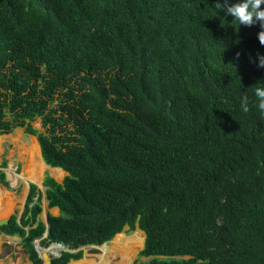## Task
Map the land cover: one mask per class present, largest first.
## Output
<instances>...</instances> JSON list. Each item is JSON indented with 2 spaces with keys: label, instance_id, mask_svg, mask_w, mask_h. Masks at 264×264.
<instances>
[{
  "label": "trees",
  "instance_id": "1",
  "mask_svg": "<svg viewBox=\"0 0 264 264\" xmlns=\"http://www.w3.org/2000/svg\"><path fill=\"white\" fill-rule=\"evenodd\" d=\"M216 3L0 0V135L24 128L67 173L45 177L48 226L35 184L0 226L31 264L36 240L69 264L127 227L145 233L133 264H264L261 28Z\"/></svg>",
  "mask_w": 264,
  "mask_h": 264
},
{
  "label": "crops",
  "instance_id": "2",
  "mask_svg": "<svg viewBox=\"0 0 264 264\" xmlns=\"http://www.w3.org/2000/svg\"><path fill=\"white\" fill-rule=\"evenodd\" d=\"M7 135H13V134L11 133V134H7ZM18 135H19L20 141L22 142L21 144H23V146L25 148L29 149V155L27 157L25 155H22L21 159L12 160V161L10 159H7L6 157H2V159L0 160V165L4 159L7 160V162H8L7 168H5L3 171L6 174V179L9 182V186H10V188H7L0 182V221H4V222L7 220L9 222V219L11 218V216L13 214H15V212L19 213L18 217L20 220L22 213H23V210H24V207H25V204H26L27 197H28L29 192H30V185L31 184H35L38 187L39 192L42 194V198L44 195V198L46 200V197H45L46 188L44 187L45 177L51 176L57 182L62 183L64 178L67 176V173L65 171H63L62 169L52 168L44 162L42 154H41V149H40V146H39V143H38L36 136L30 135L31 144H29L30 141H25L22 139V137L25 135V130H24V132H22V134H20L18 132ZM11 138H13V137H11ZM35 151L37 154L40 153V155H41L40 158H41V161L43 162L44 165H42V163H41V165H38V164H40V159H34L33 158ZM0 156H2V155H0ZM36 158H38V157H36ZM35 160H37V161H35ZM20 163L23 166V169H22L24 171V172L22 171L24 173L23 176H19V175L15 174L13 171H11V173L8 172V169L10 168V166L14 165V164L15 165L17 164L19 167L18 169L20 170V166H21ZM32 169L35 172V174L33 172H31ZM48 171H50V172H48ZM59 177H62V179L59 180ZM12 181L15 182V186L12 185V183H13ZM16 186H18V187L16 188ZM41 187L45 188L44 193H42ZM46 203H47V207L49 208L47 200H46ZM19 208H21L20 211H19ZM42 208H43V206H42ZM49 210H50V212H46V221H44L43 218H41L42 214L40 215L41 221H43L47 226H48L47 220H48L49 214H51L53 216H59L60 215V210L58 208H49ZM54 210L56 213L53 212ZM6 215H7V217L4 218ZM0 237H2L1 241L3 238H15L13 236H9V235L2 234V233H0ZM17 238H19V237H17ZM37 241H40V240H37ZM20 245H21V238H20ZM35 245H36V243H35ZM0 257H1V254H0ZM27 257H28V255H27ZM0 262H1V264H5L1 260H0ZM28 264H31L29 258H28Z\"/></svg>",
  "mask_w": 264,
  "mask_h": 264
},
{
  "label": "rangeland",
  "instance_id": "3",
  "mask_svg": "<svg viewBox=\"0 0 264 264\" xmlns=\"http://www.w3.org/2000/svg\"><path fill=\"white\" fill-rule=\"evenodd\" d=\"M33 126L41 132L44 131L41 125L40 119L34 122ZM24 130H25L24 128H21V129L18 128L12 133L13 135H0V155H2L0 156V160L2 159V157H6L7 159H10L12 161V160L21 159L22 155H25L26 157L29 155V149L25 148L23 144H21L22 142L20 141L19 135H18V132L22 134ZM22 139L25 141H30V135L26 134L25 132V135L22 137ZM29 144H31V141L29 142ZM35 154L38 155L36 151H35ZM20 165H21L20 170L18 169L19 167L17 164L11 165L10 168L8 169V172L11 173V171H13L15 174L19 176H23L24 174L23 173L24 171L22 170L23 166L21 163ZM61 179L62 177H59V180ZM12 182H13L12 185L15 186V182L14 181ZM17 187L18 186H16V188ZM41 190H42V193L45 192V188L41 187ZM35 202H37V199H35ZM41 205L43 206V213L41 215V218H43V220L46 221V212H50V210L47 207V203L44 198V195L41 200ZM20 210L21 208H19V211ZM53 212L56 213L55 210ZM6 217L7 215L4 218ZM128 230L129 228L127 227L126 230L122 233V235H125L126 238H130L134 236L135 233H138V232L143 233L139 229H136L135 231H132L130 233H128ZM143 235H144V242H145V233H143ZM117 237H115L113 241L107 243L105 246H107L109 249H112L114 247L113 242L115 241ZM1 238L2 237H0V254H1L0 260L2 262H4L5 264H28V257H27L26 252L22 249L20 245V238H17V237L3 238L2 241H1ZM82 250H84L83 259H85L87 255H89L90 256L89 259L98 260V258L104 254L102 246L100 247L87 246V247L82 248ZM141 250H142V247L137 249L134 253L135 255L133 254L130 260H122L120 256L118 257L116 256L113 259H111L112 260L111 264H133L138 259V256ZM141 260H144V259L142 258Z\"/></svg>",
  "mask_w": 264,
  "mask_h": 264
},
{
  "label": "clouds",
  "instance_id": "4",
  "mask_svg": "<svg viewBox=\"0 0 264 264\" xmlns=\"http://www.w3.org/2000/svg\"><path fill=\"white\" fill-rule=\"evenodd\" d=\"M264 0H239L236 3H230L229 0H223L220 3L217 0L215 8L217 10L225 11L228 16L234 17V21H238L239 25L251 27L257 22L260 23L261 31L258 33V39L262 46H264ZM240 53L236 54V59H239ZM257 59L259 61L258 67L264 68V55L257 53ZM256 63L255 60L252 61ZM254 89V95L257 98V108L260 112L264 113V82H258L251 87ZM241 109L244 112L249 111V99L247 95L241 99Z\"/></svg>",
  "mask_w": 264,
  "mask_h": 264
},
{
  "label": "bare ground",
  "instance_id": "5",
  "mask_svg": "<svg viewBox=\"0 0 264 264\" xmlns=\"http://www.w3.org/2000/svg\"><path fill=\"white\" fill-rule=\"evenodd\" d=\"M39 153V152H38ZM40 153L38 155L34 154V159H40V164L38 165H44L40 158ZM38 157V158H36ZM37 161V160H35ZM39 161V160H38ZM35 169V168H34ZM33 171V169L31 170ZM144 243V235L141 232L135 233L134 236L130 238H126L125 235H118V237L113 242L114 247L112 249H109L107 246H102L104 254L101 255L98 260L89 259V255L86 256L85 259L78 261V262H72L71 264H111L114 257L120 256L122 260H130V258L133 256L135 251L141 247H143ZM84 248V247H83ZM60 250V248L55 247L51 251L52 253H56ZM79 250H82L79 249ZM77 250V251H79ZM135 255V254H134ZM1 264V262H0Z\"/></svg>",
  "mask_w": 264,
  "mask_h": 264
},
{
  "label": "water",
  "instance_id": "6",
  "mask_svg": "<svg viewBox=\"0 0 264 264\" xmlns=\"http://www.w3.org/2000/svg\"><path fill=\"white\" fill-rule=\"evenodd\" d=\"M6 224H8V220L5 221V222L4 221H0V226L6 225ZM118 235H120V234H118ZM46 236H47V233H46ZM35 243H36V245H35L36 249H37V251L39 253L40 258L44 261V264H51L52 263V259L60 257L62 255V252H74L73 250H70V249L66 248L62 244H52L50 247L44 249V248L39 246V241L36 240ZM106 244L107 243L103 244L102 246H105ZM55 247L60 248V250L57 252V254L56 253H52V251H51ZM92 247H100V246H92ZM143 248H144V245H143L142 249ZM72 262H74V261H72ZM72 262H70L69 264H71Z\"/></svg>",
  "mask_w": 264,
  "mask_h": 264
}]
</instances>
